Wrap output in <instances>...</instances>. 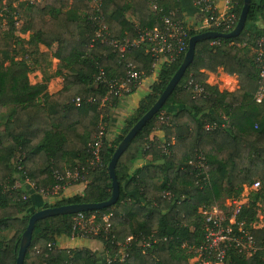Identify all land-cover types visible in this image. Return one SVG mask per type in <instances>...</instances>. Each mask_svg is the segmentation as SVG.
<instances>
[{
  "label": "trees",
  "instance_id": "16d2710c",
  "mask_svg": "<svg viewBox=\"0 0 264 264\" xmlns=\"http://www.w3.org/2000/svg\"><path fill=\"white\" fill-rule=\"evenodd\" d=\"M15 1L0 0V18H7L8 31L29 32L25 42L32 49H15L5 42L0 22V112L10 106L0 127V232L13 231L6 239L0 237V264H15L20 236L32 212L109 198L111 179L107 164L111 155L158 98L184 56L160 68L147 93L138 100L134 114L125 119L119 133L107 137L100 126V117L108 112L107 101L101 103L106 90L93 83L97 68L102 67L108 76L122 75L124 63L132 61L146 76L151 74L149 55L138 47L125 51L120 58L107 43L97 41L89 47L94 26L88 19L91 9L86 0H21L14 4ZM160 3L165 10H176V16L183 17L180 0ZM242 5L240 0L233 8L236 17ZM99 13L114 38H132L137 28H152L157 23L146 0H105ZM199 32L192 30L189 37ZM263 32L264 0H251L238 36L215 38L219 41L216 45L210 44L214 39L197 42L193 60L177 86L120 155L115 165L118 200L98 210L83 211L86 215L95 214L99 224L103 223V215L108 216L109 234L95 235L108 256L117 252V243L132 236L127 256L109 264H189V247L202 240L198 207L237 198L243 185L255 181L259 187L252 189L237 220L248 227L261 222L260 228L250 227V231L256 243L264 246V209L256 204L264 203V78L263 97L257 101L255 93L260 84L253 61L254 42ZM38 44H43L59 61L54 74L62 77L63 85L54 94L46 92L45 82L30 84L28 80L31 69L27 61L31 54H37ZM18 50L23 52L21 57H17ZM219 67L236 76V89L226 91L206 83L205 71L216 72ZM195 83L205 94H194ZM76 97L82 100L78 106ZM90 97L92 102H88ZM161 111L169 116V121L160 124L164 135L157 140L152 132L158 127L156 119ZM211 121L219 126L206 131L204 124ZM99 135L102 164L92 167L89 144ZM161 143L170 154L161 152ZM196 153H202L207 164L209 185L205 187L195 183L187 166ZM138 158H143L144 163L129 172ZM66 169L85 174L81 193L36 207L29 198L20 199L24 187H15L17 179H27L39 191L55 184L54 170L63 173ZM164 191H170L172 198L168 199ZM32 205L34 210L28 211ZM74 215L37 220L23 264H96L95 255L85 247L56 246L57 237L71 235ZM150 234L159 240L144 250L137 246L141 236ZM224 264H264V250L245 258L230 249Z\"/></svg>",
  "mask_w": 264,
  "mask_h": 264
},
{
  "label": "built area",
  "instance_id": "2783aa9c",
  "mask_svg": "<svg viewBox=\"0 0 264 264\" xmlns=\"http://www.w3.org/2000/svg\"><path fill=\"white\" fill-rule=\"evenodd\" d=\"M23 1V0H22ZM70 2L72 0H69ZM91 9L88 19L93 23L94 32L90 40L89 47H93L94 43H107L114 52L119 54L121 58L125 51L141 47L144 53L151 58V73H158L163 65L171 64L178 60L181 55H184L189 39L190 31H206L216 30L220 32L231 31L237 23L238 17L233 12L235 5L240 0H190L193 7L201 15L193 25L187 23L183 17L176 16V10H165L160 0H146L148 10L156 17V24L152 28L142 27L136 29V34L129 38L128 36L122 38H114L110 36L107 25L103 22L99 11L102 3L105 0H86ZM31 3V0H28ZM15 17V16H14ZM255 46L253 48V61L258 69L259 87L255 93V99L259 101L263 97V86L261 81L264 78V32L261 36L256 38ZM212 45L219 44L218 40H212ZM145 77L135 63L128 61L123 65V74L108 76L102 67L97 68L94 77V85L105 88L106 94L101 97V103L109 101V97L117 98L129 94L134 88L138 86L140 81ZM195 95H203L205 91L203 88L195 83L193 85ZM75 105L81 103V98H75ZM90 97L88 102H92ZM157 122L167 124L169 116L164 111L157 115ZM221 123L220 126H223ZM219 125L216 122H206L204 129L210 131L217 128ZM101 134V133H100ZM161 152L165 155L170 154L169 149L165 144L159 145ZM90 152V166L102 164L101 159V141L100 135L89 144ZM190 172L195 177V183L199 187L209 185V175L207 172V164L202 153H196L193 159L187 162ZM55 184L52 186L42 188L39 191L42 194H56L58 191L64 189L67 183L71 181H86L85 174L78 170L66 169L65 172L60 173L57 170L53 171ZM26 181H28L26 179ZM30 182V181H28ZM34 187V184L30 182ZM251 189L259 187L258 181L251 185H243ZM164 195L172 198L170 191H164ZM182 198L178 199V203ZM231 200L226 205V210L218 209L215 203L211 206L200 205L198 213L202 218V240L196 246L189 247L191 252L188 258L189 264H224L227 253L233 249L238 255L245 258L250 257L260 250H264V246L258 245L254 239L251 228H260L253 222L250 227L246 226L244 221H238L237 217L241 207L246 203L244 201H237L236 198H228ZM103 221L99 224L96 221L95 214L86 215L83 212H77L72 217V232L69 237H87L90 234L96 235L99 232L109 234L110 224L108 216L101 217ZM97 232V233H96ZM112 238V237H111ZM132 236L125 238L124 243H117L119 249L110 257L107 255L106 264L115 260H123L127 256L126 248L128 247ZM159 238L153 234L148 236H141L137 240V246L143 250L150 247ZM165 240V238H162ZM113 242V240H111ZM107 253V252H106ZM191 258V259H190ZM192 260V261H190Z\"/></svg>",
  "mask_w": 264,
  "mask_h": 264
},
{
  "label": "water",
  "instance_id": "95a60500",
  "mask_svg": "<svg viewBox=\"0 0 264 264\" xmlns=\"http://www.w3.org/2000/svg\"><path fill=\"white\" fill-rule=\"evenodd\" d=\"M251 0H243V5L234 28L229 32H220L216 30H206L199 33H196L189 37L187 50L183 56V59L170 77L166 86L155 100V102L151 105V107L137 119V121L131 126V128L127 131V133L120 140L118 145L116 146L111 158L107 164L108 175L111 179V193L108 199L100 202H83V203H70L58 206H50L38 209L31 213L28 218L27 225L24 231L21 233L18 251L15 259V264H23V259L25 252L31 242L32 232L34 229V224L37 220L53 215H61V214H74L77 212L90 211V210H98L110 205H113L119 197V185L115 176V165L117 160L123 151L127 148L128 144L131 140L136 136V134L142 129V127L154 117V115L159 111L167 97L171 94L173 89L179 83L181 77L183 76L186 68L192 62L194 57V49L195 44L199 41L206 39H215V38H231L236 37L240 34L242 29L244 28L247 12L249 9Z\"/></svg>",
  "mask_w": 264,
  "mask_h": 264
},
{
  "label": "rangeland",
  "instance_id": "374dc122",
  "mask_svg": "<svg viewBox=\"0 0 264 264\" xmlns=\"http://www.w3.org/2000/svg\"><path fill=\"white\" fill-rule=\"evenodd\" d=\"M19 1L21 0H16L14 2V4H17L19 3ZM187 3V0H183ZM191 4V3H190ZM187 7H190V6H187ZM185 8V6H184ZM185 11H187L185 9ZM189 12V11H187ZM186 12V13H187ZM3 17V16H2ZM201 15L198 14V11L195 9H193V12L192 10L188 13L187 17L185 16L184 18L191 24L193 25L198 19H200ZM184 19V20H185ZM0 22H1V25L3 26V30L1 32V36L3 38V40L5 42H10L12 47H14L15 49H18V47H22V49L25 51H30V49H32V47H30L25 41L28 39V36H29V33L28 32H18V31H8L7 30V18L4 17V18H0ZM22 39V40H19V39ZM19 42V43H18ZM18 44V45H17ZM38 49V47H37ZM19 53L17 55V57H21L23 55V52L18 50ZM26 52V53H28ZM39 52H37V54L33 53L30 55L31 59H29L27 61V63L29 64L30 67L34 66V63L36 62L38 64V66L40 67L41 71H42V74L45 76V75H50V74H53V72H55L56 68H57V64H53L54 60H51L50 57H52L50 55V52L48 50H46L45 52H43L42 54H38ZM35 56V57H34ZM48 57V59H47ZM35 60V62H34ZM56 63V62H55ZM33 74V73H31ZM157 74V73H156ZM155 74V75H156ZM150 75H154V73H151L149 75H146L144 77V79L142 80V86H146L148 84V82L151 81L152 78L155 79V76L153 77H150ZM38 76V74L36 75V77ZM153 79V80H154ZM152 83V82H151ZM211 83L213 85H215L216 87H218L219 89L221 90H226V91H233V89H236L237 87H234L235 86V81L233 78H229V77H226L224 75H217L215 74L214 75V78L213 80L211 81ZM151 85V84H150ZM136 89V88H134ZM134 90H132L131 92H133ZM130 92V93H131ZM124 96V95H123ZM120 97H117V98H111L109 99V101H107V105H105V107H108V112L110 110V106L112 105V102H115V104H117L120 99ZM114 104V103H113ZM133 102L132 101H129V106H128V113H127V117L125 119H127L128 117H131L133 114H134V110L135 108H133ZM10 111V110H9ZM8 112H5V114L2 116H0V127L2 126V123H3V118L9 113ZM108 112L107 114H103L104 117H100V126H101V130L102 132L104 133V135H106L107 137H113L115 135L114 133V130H111L109 126V124H106L107 120H108ZM1 114V112H0ZM121 117L119 116L118 119H120ZM124 119V121H125ZM120 124V123H119ZM160 124L161 123H158V127L153 130L152 132V136L157 139V140H160L158 134L156 135L155 133L159 130H161V127H160ZM123 126V125H122ZM156 131V132H155ZM94 167V166H93ZM86 181H82V180H78V181H71L70 183H67L66 186L64 187V189H62L61 191H58V193L56 194H42L40 191H38V195L40 198H42V203L44 202H47L48 204H52L54 203V201H56L57 199L61 198V197H69V196H72V195H75V194H78V193H81L83 191V188H84V185H85ZM24 193H20V199L25 201L26 199H30L31 202H33L31 196L29 195H32V191H35L34 187L31 185L30 182H26V184L24 185ZM252 189L251 188H248L245 186H243V190L241 191V193L239 194V196L235 199L237 201H244L246 200V202L248 201L249 197H250V193H251ZM235 198V197H234ZM231 200L229 199H224V200H220V201H216L215 205L218 209H223V210H226V205L227 203H229ZM258 206H260L262 209H264V203L263 202H257L256 203ZM37 205H35L36 207ZM34 210V207L33 205L29 208L28 211H32ZM27 211V212H28ZM253 224V223H252ZM262 223L261 222H255V224L253 225H256V226H260ZM11 233H13V231L11 232H7L5 234H1L0 237L6 239L8 238ZM97 233V232H96ZM85 239H89V240H94L96 239L95 238V235L94 234H90L88 235L87 237H84ZM98 240V239H97ZM99 244L103 245L102 241L99 240ZM104 247V245L102 246V248ZM105 249V248H104ZM106 251V250H105ZM107 254V253H106ZM105 260H106V257H104ZM191 259V258H190ZM104 260V262H105ZM192 261V260H190Z\"/></svg>",
  "mask_w": 264,
  "mask_h": 264
},
{
  "label": "crops",
  "instance_id": "0c3cea01",
  "mask_svg": "<svg viewBox=\"0 0 264 264\" xmlns=\"http://www.w3.org/2000/svg\"><path fill=\"white\" fill-rule=\"evenodd\" d=\"M180 2H181L182 7H183V11H182L183 18L185 16L187 17L188 13L191 10H192V12H193V9L195 10L193 5L190 4L191 3L190 0H187V3L183 0H180ZM184 6H185V8H184ZM187 6H190V7H187ZM185 9L189 12L185 11ZM185 21L187 23H189L186 19H185ZM46 50H47V48L43 44H38V52H39L38 54L39 55H40V53L42 54ZM49 58H51V60H54L53 64H55V65L59 62L56 58H53L50 56H49ZM47 59H48V57H47ZM34 62H35V60H34ZM30 69L31 70L27 74L30 84L45 82L46 83V92L48 94H54L62 88L63 82H62L61 76L55 75L54 72H53V74L44 76L42 74L40 67L38 66V64L36 62L34 63V66L30 67ZM31 73H33V74H31ZM205 73L207 74L206 83H208L209 85H213L211 83V81L213 80L214 75L217 74V75H224L226 77L233 78L235 81L234 87L238 86L236 76L226 74L221 67H219L216 70V72L205 71ZM37 74H38V76L36 77ZM155 74L156 73H154V75H150V77H153V76L156 77L157 74L156 75ZM153 79L154 78H152L151 81L148 82V84L144 87L142 86L143 84H142V80H141L133 92L126 94L124 96H121L119 98L120 101L117 104L110 106V110H109L108 115H107L108 120H107L106 124H109L108 127H110L111 130H114L115 134L119 133V131H120V129L124 123V119L127 117L129 101H132L133 102V108H136L138 100L144 94L147 93L151 82H153ZM9 107L10 106L2 108L0 116L1 115L3 116L5 114V112H8L10 110ZM119 116L121 117L120 119H118ZM155 134L156 135L158 134L160 140L163 139L164 133H163L162 129L157 131ZM143 163H144L143 158L136 159L134 161V163L132 164V166L130 167L129 172L134 171L136 168L140 167ZM26 182L27 181L22 182V181L17 179L15 182V187H22L23 188V187H25L24 185L26 184ZM31 194L32 195H29V196H31V198L33 200V202H32L33 205H41L42 204V198L39 197L38 191H36V190L32 191ZM7 232L9 233L11 231L10 230L3 231V232H0V234H5ZM56 246L62 247V248H76V247L82 248V247H85V248L89 249L90 252H92L95 255L96 264H106V260L104 257L107 258V254H106L104 247L102 248L103 245L99 244V239L98 240L97 239L89 240V239H85V238H81V237H72L71 238L69 236H59L56 238ZM104 260H105V262H104Z\"/></svg>",
  "mask_w": 264,
  "mask_h": 264
}]
</instances>
